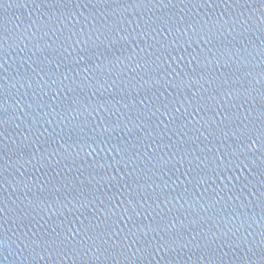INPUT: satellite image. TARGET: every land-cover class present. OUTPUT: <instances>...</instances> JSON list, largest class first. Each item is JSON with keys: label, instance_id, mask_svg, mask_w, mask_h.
Masks as SVG:
<instances>
[{"label": "water", "instance_id": "obj_1", "mask_svg": "<svg viewBox=\"0 0 264 264\" xmlns=\"http://www.w3.org/2000/svg\"><path fill=\"white\" fill-rule=\"evenodd\" d=\"M262 53L264 0H0V264H264Z\"/></svg>", "mask_w": 264, "mask_h": 264}, {"label": "snow or ice", "instance_id": "obj_2", "mask_svg": "<svg viewBox=\"0 0 264 264\" xmlns=\"http://www.w3.org/2000/svg\"><path fill=\"white\" fill-rule=\"evenodd\" d=\"M262 54H264V53H262ZM65 79H67V77H65ZM131 210H132L133 212H135V208H132ZM192 242H195V238H193V241H192ZM176 243H177V241H176V240H173L170 244H165V245H162V246H160V247H157L154 251H155L156 254H158L159 251L161 250V247H163V248H168L170 251H174V250H175L174 245H175ZM186 246H187L186 244H180V247H181V248H184V247H186ZM33 250L35 251V248H34ZM137 251H147V250H146V249H137ZM148 254H149V255H152L153 252H152V251H149Z\"/></svg>", "mask_w": 264, "mask_h": 264}]
</instances>
